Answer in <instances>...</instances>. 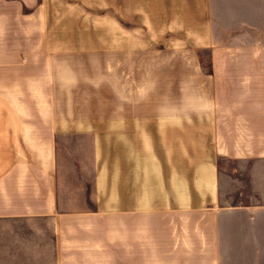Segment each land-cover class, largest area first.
Masks as SVG:
<instances>
[{"label":"crops","instance_id":"crops-1","mask_svg":"<svg viewBox=\"0 0 264 264\" xmlns=\"http://www.w3.org/2000/svg\"><path fill=\"white\" fill-rule=\"evenodd\" d=\"M47 8L0 0V264H264V42L93 50Z\"/></svg>","mask_w":264,"mask_h":264},{"label":"rangeland","instance_id":"rangeland-1","mask_svg":"<svg viewBox=\"0 0 264 264\" xmlns=\"http://www.w3.org/2000/svg\"><path fill=\"white\" fill-rule=\"evenodd\" d=\"M47 14L54 40L75 39L93 50L122 44L150 49L189 45L209 64L213 45H228L232 38L264 42V0H48ZM234 175L242 181L241 193L228 202L260 199L250 190L248 175L239 168ZM258 214L264 209L254 212ZM259 235L264 237V230ZM222 237L225 257V232Z\"/></svg>","mask_w":264,"mask_h":264},{"label":"trees","instance_id":"trees-1","mask_svg":"<svg viewBox=\"0 0 264 264\" xmlns=\"http://www.w3.org/2000/svg\"><path fill=\"white\" fill-rule=\"evenodd\" d=\"M202 63V62H201ZM203 64H206V63H203ZM211 64V62H209V65Z\"/></svg>","mask_w":264,"mask_h":264}]
</instances>
